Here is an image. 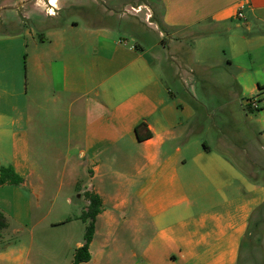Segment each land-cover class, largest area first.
<instances>
[{"label": "crops", "instance_id": "crops-1", "mask_svg": "<svg viewBox=\"0 0 264 264\" xmlns=\"http://www.w3.org/2000/svg\"><path fill=\"white\" fill-rule=\"evenodd\" d=\"M13 2L0 3V171L12 165L24 182L0 185V264H58L63 253L74 264L90 221L81 218L86 192L101 197L102 211L91 258L79 264H244L246 248L256 264L264 0ZM65 9L81 16L63 19ZM199 72L206 84L223 73L235 88L251 138L243 162L198 110ZM139 125L151 136L140 139ZM57 199L83 207L44 208Z\"/></svg>", "mask_w": 264, "mask_h": 264}, {"label": "rangeland", "instance_id": "rangeland-1", "mask_svg": "<svg viewBox=\"0 0 264 264\" xmlns=\"http://www.w3.org/2000/svg\"><path fill=\"white\" fill-rule=\"evenodd\" d=\"M2 0H0L1 3ZM142 1V0H140ZM10 4L14 3L13 0H8ZM156 2V11L158 10V14L161 11L160 4ZM100 6L103 7L102 2H100ZM144 10H147L144 7ZM133 11V10H132ZM63 19L64 18H78L81 16L80 12L75 11L74 9H65L63 10ZM119 13V12H118ZM117 13V17H119ZM0 15V30L3 28L2 25V19ZM8 18L14 17V14L12 12H8L7 14ZM123 20L120 19V22ZM144 27V28H143ZM138 29H140L146 36L149 35V38L152 40L157 39V34L155 31H148L146 27L142 24L138 26ZM126 32V31H125ZM129 33V32H126ZM131 36V34L129 33ZM200 76L195 80L196 84V93L199 98V100L202 101V105H199L198 110L202 113L204 117V122L207 126H210L211 128H214L213 125H217L219 128L222 129V133L226 134L228 138H225V136L220 139V147L223 149L228 150L234 158H236L238 161L243 162V149L246 147V144L248 143V140L251 138L249 137L248 133L245 132V123H244V117L243 114L240 111V107L238 102L236 101L235 96H233V93L235 92V88L231 86L232 84H228L227 79L223 80L224 74L219 73H212L211 76H214V83H205L203 82L204 74L201 72ZM200 78V79H199ZM176 81L175 85L181 89V92H185L186 90L182 87V84L178 78H175ZM171 81V83H173ZM216 86H219V88H216ZM217 131L211 130L209 136L213 138L214 134ZM247 134V135H246ZM250 138V139H249ZM57 208L64 210L65 212L71 213V211L75 212L78 211L80 208L83 207V203L80 200H74L72 203H69L65 199H57V200H47L44 201V208L49 209ZM55 234V233H54ZM262 252V255L258 253V250H254V255L257 254L256 259L258 260L256 264H264V255L263 250H259ZM243 263H250V258L252 254L250 253V249L246 248L244 250L243 254ZM261 256V260L259 261V258ZM58 264H70L69 259V253L62 254V257L59 258Z\"/></svg>", "mask_w": 264, "mask_h": 264}, {"label": "trees", "instance_id": "trees-1", "mask_svg": "<svg viewBox=\"0 0 264 264\" xmlns=\"http://www.w3.org/2000/svg\"><path fill=\"white\" fill-rule=\"evenodd\" d=\"M160 27H163V24L161 22H160ZM142 127L143 126L139 125L136 128L138 137L140 139H146L150 137L152 133L149 130L145 134L141 133ZM23 182H24V178L16 172L15 168L12 165H4L1 167L0 185L2 184L20 185ZM85 195L89 200V204L87 210L82 213L81 218L84 220L90 219V221L86 229L84 244L78 247L76 250L74 257V264H79L81 262L90 260L91 253L89 250V246L90 243L92 242L95 233V220L97 215L102 211V199L98 194L92 192H86ZM3 219H4L3 216L0 214V227L6 225V222Z\"/></svg>", "mask_w": 264, "mask_h": 264}, {"label": "built area", "instance_id": "built-area-1", "mask_svg": "<svg viewBox=\"0 0 264 264\" xmlns=\"http://www.w3.org/2000/svg\"><path fill=\"white\" fill-rule=\"evenodd\" d=\"M49 12H50V10H49ZM238 17H240V18H243L244 17V12H243V10H240L239 12H238ZM122 43L124 42H126L125 40H122L121 41ZM246 105L248 106V108L249 109H251L252 111H257V110H259L260 109V107H261V105H260V103H259V99L258 98H255V97H249V98H247V100H246Z\"/></svg>", "mask_w": 264, "mask_h": 264}, {"label": "clouds", "instance_id": "clouds-1", "mask_svg": "<svg viewBox=\"0 0 264 264\" xmlns=\"http://www.w3.org/2000/svg\"><path fill=\"white\" fill-rule=\"evenodd\" d=\"M37 2L39 3L40 0H37ZM52 3L55 4L56 3V0H52ZM51 11V10H50Z\"/></svg>", "mask_w": 264, "mask_h": 264}]
</instances>
